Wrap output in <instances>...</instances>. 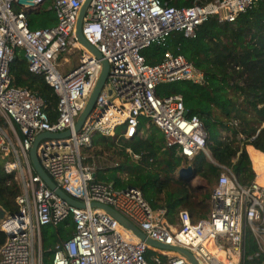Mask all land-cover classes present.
<instances>
[{"label":"built area","instance_id":"1","mask_svg":"<svg viewBox=\"0 0 264 264\" xmlns=\"http://www.w3.org/2000/svg\"><path fill=\"white\" fill-rule=\"evenodd\" d=\"M86 0H0V152L11 154L5 169L14 173L22 193L19 210L0 220L6 240L0 264H44L41 231L72 217V235L52 247L53 264H193L181 253L150 246L104 209L108 204L128 217L149 238L189 250L201 264H246V239L251 233L264 253V183L258 173L249 184L238 181L227 165L216 163L220 172L211 189L210 211L193 221L187 209L170 224L146 202L137 187L118 189L94 181V167L84 163L81 147L91 146L95 133L115 136L124 126L126 138L141 135L140 120L154 123L165 136L166 147L190 159L200 151L211 158L208 132L199 115L188 116L181 94L161 97V83L205 81L204 73L180 53L166 51L161 62L147 63L142 50L164 45L171 32L195 38L196 30L210 16L234 21L257 0H215L204 5L176 7L161 0H92L83 22V35L96 47L110 68L104 87L78 132L76 122L96 87L102 61L77 39L79 12ZM47 3L57 18L54 26L31 29L28 15ZM17 49L24 52L29 71L43 77L58 95V117L44 110L45 101L29 88L16 85L10 64ZM77 49L79 63L60 69L62 52ZM230 126L239 128L232 119ZM70 130L63 138H41L39 160L53 181L76 206L51 190L36 173L30 158L34 140L44 132ZM245 136L239 134L238 140ZM134 157H137L134 155ZM211 242V244H209ZM223 253L224 257L220 255ZM251 257V256H250Z\"/></svg>","mask_w":264,"mask_h":264},{"label":"trees","instance_id":"2","mask_svg":"<svg viewBox=\"0 0 264 264\" xmlns=\"http://www.w3.org/2000/svg\"><path fill=\"white\" fill-rule=\"evenodd\" d=\"M161 1L170 7H192L215 0ZM28 20L31 29L51 27L57 22L47 3L30 12ZM166 51L184 55L204 73L203 83L189 80L161 83L157 94L161 97L181 94L188 116H200L209 135L211 158L200 151L190 159L180 155L175 146L166 147L164 134L154 123L147 126L146 118L140 120L141 135L124 137V126L116 128L115 136L95 133L92 145L81 147V154L84 163L94 167L95 182L113 184L118 189L139 188L150 207L163 211L162 218L170 224L178 222L183 209L189 211L195 222L210 211L211 188L220 172L216 163L229 166L238 181L249 184L256 170L248 145L264 154V0H257L234 21L210 16L198 26L195 38L173 31L164 45L152 44L142 50V55L147 63L156 64ZM66 53L62 52L60 59ZM10 76L14 84L40 95L45 101L44 110L52 120L57 119L58 95L43 77L29 71L20 49L10 64ZM232 119L239 121V128L229 125ZM223 130L230 135L223 138ZM240 133L244 140H238ZM259 156L255 154L256 159ZM12 159L11 154L0 152V205L7 214L19 210L17 199L22 193L15 174L5 169L6 161ZM189 165L193 167V175L180 176L179 169ZM196 177L205 184L196 187L192 182ZM74 228L69 216L58 225L42 229L44 264H53L52 247L69 238ZM5 240L6 235L0 232V251ZM153 254L166 262V255L149 250L146 257L154 264L157 263L152 260ZM246 255V264H264V253L251 233L246 239Z\"/></svg>","mask_w":264,"mask_h":264},{"label":"water","instance_id":"3","mask_svg":"<svg viewBox=\"0 0 264 264\" xmlns=\"http://www.w3.org/2000/svg\"><path fill=\"white\" fill-rule=\"evenodd\" d=\"M92 0H86L84 4L81 7L80 14L78 17L77 21V26H76V35L78 41L89 51H91L98 59L100 58L103 64L101 74L99 76V79L96 83V87L94 88L93 92L91 93L87 104L85 105L84 110H82L81 115L79 116L76 126H75V132H78L81 127L83 126L84 122L88 118L89 114L92 112L91 110L93 109L96 100L103 89V85L106 82V79L108 77L109 73V68H110V63L106 59L102 57V54L99 52V50L96 49L95 46H93L86 37L83 35V22L84 19L87 15V10L91 4ZM186 114H188V110L186 111ZM70 130H66L64 132H59V133H51V132H44L37 136V138L34 140L33 145L30 149V158L32 165L38 173L41 178L46 182L47 186L53 190L57 195H59L61 198H63L65 201L69 202L70 204L76 205V206H81L83 207L84 204L81 201H78L74 198H72L70 195H68L64 190H62L54 181L53 179L49 176V174L46 172L44 167L42 166L39 156H38V145L41 140V138H63L66 136L70 135ZM180 176L184 177H191L193 175V167L192 166H182L179 171H178ZM95 176V173H94ZM91 207H96L99 209H104L108 213H110L112 216H114L119 223L122 225V227L126 230H129L133 232V234L139 238L142 241H145L148 243L151 247L155 246L160 249H165V250H170V251H175L178 253H181L182 255L186 256L193 264H201V262L196 258L195 255H193L189 250L181 247V246H170V245H165L163 243L158 242L155 239L149 238L144 232L141 231V229L136 226L128 217H125L120 211L117 209L111 207L108 204H99V203H92ZM7 215L6 211L3 210V207L0 205V220L4 219L5 216Z\"/></svg>","mask_w":264,"mask_h":264},{"label":"rangeland","instance_id":"4","mask_svg":"<svg viewBox=\"0 0 264 264\" xmlns=\"http://www.w3.org/2000/svg\"><path fill=\"white\" fill-rule=\"evenodd\" d=\"M80 53L81 52L77 49H73V50L68 51V53H66V55H64V57H62V59L59 61L60 69H71L72 67H75L79 63L78 61L80 58ZM65 58H67L68 61H66ZM221 132H222L223 138H226L230 135V132L228 130H223ZM247 148L250 149L249 151H250V155L252 156V158L255 157L256 152L253 151L252 147H250L248 145ZM253 164H254V161H253ZM261 170H264V168ZM122 177L124 179L126 178V176H122ZM192 182L196 187L205 184V182L200 177L194 178Z\"/></svg>","mask_w":264,"mask_h":264},{"label":"bare ground","instance_id":"5","mask_svg":"<svg viewBox=\"0 0 264 264\" xmlns=\"http://www.w3.org/2000/svg\"><path fill=\"white\" fill-rule=\"evenodd\" d=\"M260 157H261V156H259V158H260ZM262 165H263V166H262ZM254 168H255V170H256L257 173H258V180H259V182L264 183V170H261V169L264 168V164H258V165H257V163L254 162ZM209 244H211V242H209ZM220 255H221L222 257H224L223 253H220Z\"/></svg>","mask_w":264,"mask_h":264},{"label":"crops","instance_id":"6","mask_svg":"<svg viewBox=\"0 0 264 264\" xmlns=\"http://www.w3.org/2000/svg\"><path fill=\"white\" fill-rule=\"evenodd\" d=\"M65 60L68 61L67 58H65ZM64 70H69V69H64ZM252 149H253V151H255L256 153L260 154V156H261L260 159H256L255 157H253V158H254L253 161H254L255 163H257V165H258V164H264V154H262L261 152L255 150L253 147H252ZM249 150H250V149H249ZM256 175H257V171H256Z\"/></svg>","mask_w":264,"mask_h":264}]
</instances>
